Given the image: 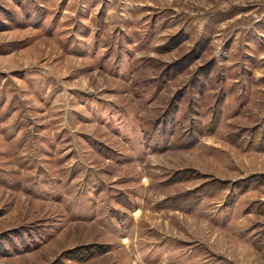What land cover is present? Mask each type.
I'll use <instances>...</instances> for the list:
<instances>
[{"label":"rangeland","instance_id":"374dc122","mask_svg":"<svg viewBox=\"0 0 264 264\" xmlns=\"http://www.w3.org/2000/svg\"><path fill=\"white\" fill-rule=\"evenodd\" d=\"M0 264H264V0H0Z\"/></svg>","mask_w":264,"mask_h":264}]
</instances>
